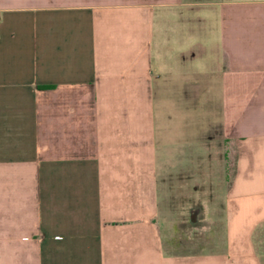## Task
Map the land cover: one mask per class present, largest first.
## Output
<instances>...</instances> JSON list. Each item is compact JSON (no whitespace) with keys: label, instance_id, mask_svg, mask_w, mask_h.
<instances>
[{"label":"crops","instance_id":"1","mask_svg":"<svg viewBox=\"0 0 264 264\" xmlns=\"http://www.w3.org/2000/svg\"><path fill=\"white\" fill-rule=\"evenodd\" d=\"M0 264H264V0H0Z\"/></svg>","mask_w":264,"mask_h":264},{"label":"rangeland","instance_id":"2","mask_svg":"<svg viewBox=\"0 0 264 264\" xmlns=\"http://www.w3.org/2000/svg\"><path fill=\"white\" fill-rule=\"evenodd\" d=\"M241 99V97H235V106L236 104H238V101ZM171 126H172V121H170ZM174 125L176 124V122L173 123ZM175 127H177L175 125ZM175 127H168L163 128V131H165V129L167 130L168 135L174 137V135L180 136L181 135V128H175ZM226 172H225V180L222 181L223 184H226ZM174 184V183H173ZM174 186V185H173ZM221 189H223V185L219 184L218 185V192L221 191ZM221 197H220V192L218 194V201H220ZM181 200V199H180ZM179 226V228L181 227V247H184L186 249H190V248H195V247H204L205 244H208L210 241V237L212 235V232L214 231L216 236L220 237V232H221V225H218V228L215 229L212 227V225L209 224H205V223H201V222H192L189 221L187 223H183L181 225H176Z\"/></svg>","mask_w":264,"mask_h":264}]
</instances>
